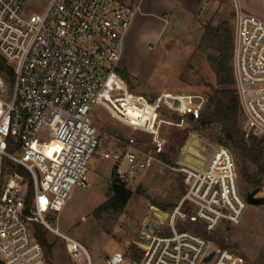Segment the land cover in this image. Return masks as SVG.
I'll return each mask as SVG.
<instances>
[{
  "label": "built area",
  "instance_id": "1",
  "mask_svg": "<svg viewBox=\"0 0 264 264\" xmlns=\"http://www.w3.org/2000/svg\"><path fill=\"white\" fill-rule=\"evenodd\" d=\"M31 1L0 0V56L13 72L0 71V262L52 264L34 234L33 226L39 224L65 241L68 255L81 259L84 252L92 264L86 247L47 217L63 210L74 187L91 185L88 166L100 144L93 114L97 105L104 106L113 75L125 82L117 69L138 6L135 0H41L45 7L31 12ZM235 10L232 65L243 130L247 137L263 139L264 20L243 12L237 0ZM11 77L10 99L5 100ZM172 95L174 104L164 101L157 107V119L163 106L200 118L204 108L191 95ZM44 129L56 151L43 143ZM163 152L160 141L145 151L131 138L103 157L118 166L121 180L134 182L160 162ZM196 161L201 168L185 159L174 168L184 175L186 193L169 216L173 233L156 237L138 264H246L242 255L213 239L176 229L178 222L200 224L206 233L223 224L236 226L248 205L233 156V173L214 157ZM106 264L135 263L116 252Z\"/></svg>",
  "mask_w": 264,
  "mask_h": 264
},
{
  "label": "rangeland",
  "instance_id": "2",
  "mask_svg": "<svg viewBox=\"0 0 264 264\" xmlns=\"http://www.w3.org/2000/svg\"><path fill=\"white\" fill-rule=\"evenodd\" d=\"M237 1L243 12L264 20V0ZM235 3L236 0H209V5L197 16L186 23L172 24L159 42L142 48L143 57L139 62H134L130 54L123 56L117 71H126L131 76L132 88L121 75L125 82L113 75L111 89L103 99L105 107L97 105L95 108L93 122L100 134V144L88 166L91 185L74 187L63 210L47 217L55 228L86 247L92 264H106L107 258L116 252L126 253L138 264L146 257L156 237L173 233L169 216L186 193L184 175L174 168L184 159L191 164V156L200 161H210L214 157L219 165L226 164L233 173V156L241 195L246 199V194L253 191V188L247 190L248 183L241 175L230 146L222 138L219 125L200 126L197 120L188 116L177 122L172 110L164 106L157 119V107L164 101L174 104V99L168 97L170 94L191 95L194 102L206 107L217 87L210 62L211 56L217 54V48L205 39L206 29L226 22L234 35ZM44 7L45 2L32 0L28 11ZM157 28V25L149 24L145 38L150 39ZM12 84L13 77L9 79L5 100L10 99L8 92ZM147 95L161 96L153 105L143 98ZM3 110L0 104V114ZM241 126L244 127L243 115ZM43 134V143L56 151L57 146L48 130L44 129ZM131 138L136 147L145 151H150L156 140L162 142L163 154L170 162L160 155V162L134 182L122 180L132 192L123 210L97 211L113 193L112 184L118 168L112 160L104 158L103 153L122 149L123 143ZM192 166L199 167L197 164ZM250 168L257 172L253 165ZM22 173L30 182L28 174ZM262 192L264 194V188ZM257 195L261 196V192ZM176 229L201 234L196 225L189 222H178ZM44 231L53 245L52 264H88L84 252H81V259L71 257L60 236L48 229ZM201 235L242 255L246 264H264V204L248 203L238 225L223 224L215 231Z\"/></svg>",
  "mask_w": 264,
  "mask_h": 264
},
{
  "label": "trees",
  "instance_id": "3",
  "mask_svg": "<svg viewBox=\"0 0 264 264\" xmlns=\"http://www.w3.org/2000/svg\"><path fill=\"white\" fill-rule=\"evenodd\" d=\"M205 39L214 43L217 48V54L210 58L213 71L217 78V87L210 96L200 118L197 120V124L200 126L217 124L221 127L222 138L226 141L227 146H230L236 157L237 165L241 169V175L248 183L247 190L250 188H253V191L259 188L261 189L264 181V140L256 136L247 137L241 126L242 112L239 97L235 89L232 65L234 50L233 31L228 27L226 22H222L217 26H208ZM0 71L6 72L11 76L13 75L11 67L7 65L1 56ZM118 73L131 86V76L123 70H119ZM170 112L176 116L177 122L184 118L178 112ZM220 141L222 142V139ZM161 155L165 161L170 162L163 153ZM251 165L257 168V172L254 173L251 171ZM114 177L112 184L113 193L108 201L102 204L97 211L104 209L121 211L131 198V190L125 186L117 174ZM31 196L32 191H30L29 197ZM192 225H196L199 233L206 235V232L200 224L192 223ZM33 227L37 240L42 245L46 257L52 263L53 245L48 242L46 231H44L47 228L39 224H34ZM0 264L2 263L0 262Z\"/></svg>",
  "mask_w": 264,
  "mask_h": 264
},
{
  "label": "crops",
  "instance_id": "4",
  "mask_svg": "<svg viewBox=\"0 0 264 264\" xmlns=\"http://www.w3.org/2000/svg\"><path fill=\"white\" fill-rule=\"evenodd\" d=\"M134 2L138 10L130 29L123 38V56L130 54L134 62H139L143 57L141 56L142 48L159 42L172 24L186 23L209 5V0H135ZM149 24H155L158 28L152 37L147 39L145 38L146 28ZM170 95L168 97L174 99V96ZM184 102L188 100L185 99ZM263 186L260 189L261 196H264Z\"/></svg>",
  "mask_w": 264,
  "mask_h": 264
},
{
  "label": "water",
  "instance_id": "5",
  "mask_svg": "<svg viewBox=\"0 0 264 264\" xmlns=\"http://www.w3.org/2000/svg\"><path fill=\"white\" fill-rule=\"evenodd\" d=\"M147 98L148 100L151 102V103H155V98L151 95H147ZM260 192V188L259 189H256L254 191H250L246 194V201L249 203V204H257V205H261V204H264V196H257V194H259ZM213 255L214 254H211L209 256V260H211L213 258Z\"/></svg>",
  "mask_w": 264,
  "mask_h": 264
},
{
  "label": "bare ground",
  "instance_id": "6",
  "mask_svg": "<svg viewBox=\"0 0 264 264\" xmlns=\"http://www.w3.org/2000/svg\"><path fill=\"white\" fill-rule=\"evenodd\" d=\"M104 97H105V95H104ZM191 157H192V158L194 157V158H196V160L200 161V159L197 158V157H195V156H191ZM192 158H190L191 164H192V165H194V164H197V165H198L197 161H194ZM201 161H202V160H201ZM197 168H201V166H199V167H197Z\"/></svg>",
  "mask_w": 264,
  "mask_h": 264
},
{
  "label": "flooded vegetation",
  "instance_id": "7",
  "mask_svg": "<svg viewBox=\"0 0 264 264\" xmlns=\"http://www.w3.org/2000/svg\"><path fill=\"white\" fill-rule=\"evenodd\" d=\"M258 196V195H257Z\"/></svg>",
  "mask_w": 264,
  "mask_h": 264
}]
</instances>
